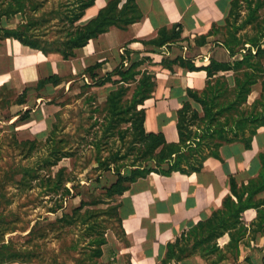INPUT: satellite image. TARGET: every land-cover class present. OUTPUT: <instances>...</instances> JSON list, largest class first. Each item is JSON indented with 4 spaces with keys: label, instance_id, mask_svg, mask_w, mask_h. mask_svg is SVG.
Segmentation results:
<instances>
[{
    "label": "crops",
    "instance_id": "obj_1",
    "mask_svg": "<svg viewBox=\"0 0 264 264\" xmlns=\"http://www.w3.org/2000/svg\"><path fill=\"white\" fill-rule=\"evenodd\" d=\"M115 1L119 25L111 26L90 40L69 60H63L56 53L43 54L13 39L0 41V141L8 137L10 146L27 142L45 144L51 133L56 136L58 124L51 121L52 116L46 115V111L53 114L52 107H57L53 114L56 117L68 104L57 101L59 94L71 93L75 82H79L81 89L77 99L93 103L92 118L98 113L101 117L106 97L116 89L112 81L119 79L110 76L108 81L107 76L118 66L127 69L132 63H140L137 70L152 76L155 84L151 96L139 106L145 112L144 129L147 133H161L167 144L179 142L177 112L185 103L195 105L187 90L201 93L207 75L202 69L190 71L178 62L183 60L203 68L211 59L217 62L229 59L213 29L225 27L231 4L236 0H94L76 25L85 26ZM133 10L140 18L125 25L122 20L130 18ZM174 26L180 32L177 41L161 47L150 43L159 31H169ZM214 50L222 51L227 59L215 58ZM97 64L100 68L91 77L85 70ZM51 76L60 83L38 87L39 81ZM217 155L208 157L198 172L166 174L171 163H165L160 167L163 173L151 172L129 184L128 190L115 197L114 202L118 204L122 233L117 236L111 229L106 231L110 235L105 234L107 245L99 261L161 264L169 244L181 240L198 223L206 222L215 211L221 210L227 196L236 201L230 191L231 180L236 188H241L259 177L260 156L264 155V127L256 130L248 149L243 142L236 141L222 144ZM121 174L129 175V169ZM107 175L110 186L115 178L112 172ZM263 198L264 191L256 197L257 200ZM241 221L247 227L244 238L249 245L239 244V252L235 254L225 252V257L216 264L264 263V222L256 230L257 212L252 208L241 214ZM251 235H254L253 240ZM228 240L227 235L218 239L220 249L223 250ZM191 245L192 242L189 247ZM169 264L211 263L195 254Z\"/></svg>",
    "mask_w": 264,
    "mask_h": 264
},
{
    "label": "trees",
    "instance_id": "obj_2",
    "mask_svg": "<svg viewBox=\"0 0 264 264\" xmlns=\"http://www.w3.org/2000/svg\"><path fill=\"white\" fill-rule=\"evenodd\" d=\"M93 3L94 0H67L59 6L60 9L55 17L48 19V14L45 13L35 16L42 9L35 0H0V41L13 39L43 54L56 53L63 60H69L75 56V51L85 47L90 40L105 33L111 26L119 25L115 17L117 6L115 1L100 10L97 17L85 26H77V21ZM242 5H246L248 14L240 28H237L230 21L233 19L235 22L238 17L237 11ZM262 10H264V0H236L231 4L225 27L213 29L214 35L223 31L218 41L227 50L229 61L217 62L211 59L206 67L197 68L189 62L179 60V66L190 71L204 70L207 81L201 93L187 90V95L195 105L185 103L177 112L176 129L179 136L177 144H167L161 133H147L144 129L145 112L139 106L151 96L155 84L152 76L137 70L140 63H132L127 69L118 66L107 76L108 81L111 80L110 76L119 79L112 81L116 89L106 97L100 113L101 118H97V121L95 119L93 127H101L99 131L103 140L118 138V141L123 142L127 139L126 152L122 153L121 148H118L107 159H95L100 170L104 166L106 173H113L115 182L108 186L107 183L104 185L101 179H96V184L101 185L104 193L102 197L90 203L80 202L70 214H62L60 219L55 220L63 223L65 227L83 225L88 237L87 244L90 247L86 258L91 264H98L97 260L103 256V248L107 245L106 231L111 229L117 236L122 233L118 204L114 202L115 197L121 196L128 190L129 184L146 177L151 172L163 173L160 167L165 163H171L166 174L172 171L182 174L198 172L208 157H218L217 150L222 144L240 141L248 149L253 136L256 135V130L264 127ZM16 16H20L22 20L12 26L10 23ZM139 18L140 16L134 12L130 18L122 22L127 25ZM53 20L57 23L52 26L50 23ZM3 23H6V26ZM59 26L61 28L56 31L55 38L47 34L52 27ZM247 26L252 33L237 36V33ZM179 36L180 32L174 26L169 31H159L157 38L150 43L161 47L177 41ZM99 68L100 65L97 64L85 71L93 77L94 71ZM228 73L230 76L226 75ZM47 83L57 85L60 80L51 76L39 81L38 87H43ZM95 85H101V82H95ZM256 85L260 86L259 98L248 104V97ZM25 115L22 120L27 116ZM193 127L197 130L193 131ZM101 141L95 136L91 139L90 146L98 152L101 150ZM47 143L51 145L49 154L41 158L39 168L23 169L18 185L21 186L28 176L30 178L28 183H31L28 184L29 188L33 182H38L44 188H53L52 191L62 188L68 195L70 189L64 184L65 169L58 170L53 176L48 172L43 175L41 171L56 167L63 158L74 157L75 153L64 152L61 145L66 142L56 141L54 132L45 144ZM40 145L36 142H27L16 144V147L28 146L26 156L30 157L32 150ZM129 158L132 160L127 161ZM260 160L262 169L259 177L241 188H236V184L231 180L230 191L236 201L227 196L223 200L221 210L215 211L206 222L198 223L181 240L169 244L166 258L161 264H169L172 260L178 262L195 254L206 261L213 255L216 261L211 264H216L225 257V252L235 254L239 252V244L245 247L249 245V241L244 238L247 227L241 221V214L247 209L256 210L258 222L255 224L256 230L260 229L264 222V209L260 208L264 207V198L256 199L257 195L264 191V155L260 156ZM149 164L152 166L149 167ZM124 169H129V175L121 174ZM100 205L104 208H99ZM61 209L62 206H55L47 212L56 214ZM104 215L113 218L116 222L115 229L102 225L100 218ZM91 218L94 219L93 223L89 222ZM39 224L38 221L28 236L34 234L35 227ZM224 235H227L229 240L222 250L217 241ZM253 237L254 235L250 236L252 240ZM191 242L192 245L189 247ZM37 259L38 255L34 252L20 253L11 241L4 243L0 240V264H34Z\"/></svg>",
    "mask_w": 264,
    "mask_h": 264
},
{
    "label": "rangeland",
    "instance_id": "obj_3",
    "mask_svg": "<svg viewBox=\"0 0 264 264\" xmlns=\"http://www.w3.org/2000/svg\"><path fill=\"white\" fill-rule=\"evenodd\" d=\"M35 1L42 6L41 11L35 16L45 13L48 14V19L54 18L60 9L59 6L67 2V0ZM61 10L63 11V8ZM237 12L238 17L235 22L233 19L230 22L233 23V26L240 28L248 14V9L246 5H242ZM261 14H264V10L261 11ZM21 20L20 16H16L10 24L15 26ZM56 23L57 21L53 20L50 24L53 26ZM3 24L6 26V23ZM60 28L61 26L52 27L47 34L55 38L56 31H59ZM246 33H252L249 26L241 29L237 36ZM221 35H223V31L215 36L220 39ZM222 54V51L214 50L213 56L218 59H227V56ZM229 60L230 58L227 61ZM78 86L79 82H75L71 93L59 94L57 101L68 104L56 117L53 114L57 107H52L53 114L48 113V109L46 111V115L50 114L51 121L57 122L59 127L55 136L56 141L64 140L66 144L61 145L64 152L71 154L74 152L75 156L63 158L56 167L41 172L43 175L48 172L50 176H53L58 170L65 169L64 184L70 189L68 195L62 188L52 191L53 188H44L38 182H33L29 188L31 183H28L30 181L28 176L25 177V182L21 186L18 185L23 169L39 168L41 158L49 154L50 143L34 148L32 155L27 157L28 146L23 148L10 146L11 140L8 137L0 141V240L4 243L11 241L20 253L28 251L37 254L38 259L34 261V264H91L86 258L90 247L87 244L88 237L84 232L83 225L65 227L63 223L55 222V220L60 219L62 214H70L71 210L78 207L80 202L90 203L95 199H100L104 193L101 190V185L96 184L95 180L101 179L106 185L110 178L104 166L100 170L94 160L107 159L118 148H121L122 153H125L127 149V139L120 142L117 140L118 138L106 140L101 138V127H93L95 119L97 121V118L101 117L98 116V113L95 114V119L92 118L93 103L86 99H77L81 92ZM259 93L260 86H254L248 97V104L258 99ZM95 136H97V140H102L101 150L98 152L90 146L91 139H94ZM131 160L129 158L127 161ZM55 206H62V209L56 214L47 212ZM99 208H104V206L100 205ZM100 220L103 222V226L115 229L116 222L113 218L104 215ZM38 221L40 224L35 227L34 234L28 236ZM89 222L93 223L94 219H89ZM107 233L110 235L109 232ZM207 261L211 263L216 261V258L210 256ZM97 262L98 264H109L99 260Z\"/></svg>",
    "mask_w": 264,
    "mask_h": 264
}]
</instances>
